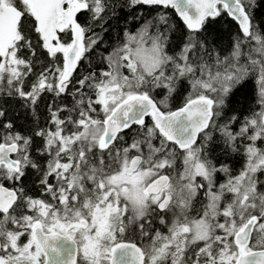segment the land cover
Masks as SVG:
<instances>
[{
    "label": "snow or ice",
    "instance_id": "6c2138e0",
    "mask_svg": "<svg viewBox=\"0 0 264 264\" xmlns=\"http://www.w3.org/2000/svg\"><path fill=\"white\" fill-rule=\"evenodd\" d=\"M258 3L264 0H123L121 8L160 10L152 19L134 17L142 23L125 29L106 55L97 53V69L90 54L104 44L116 3L0 0V94L18 97L35 125L24 134L0 122V264H264ZM167 9L187 30L175 54L172 36L181 29ZM225 15L241 35L221 55L203 33ZM82 61L90 70L77 76ZM249 76L256 77L259 111L242 123L236 116L218 123ZM182 79L192 93L173 110ZM159 88L166 95L157 101ZM45 94L52 102L40 126ZM129 130L135 134L126 139ZM214 131L226 151L243 152L237 174L210 159ZM28 169L50 199L28 194ZM219 172L227 180L217 186Z\"/></svg>",
    "mask_w": 264,
    "mask_h": 264
},
{
    "label": "trees",
    "instance_id": "16d2710c",
    "mask_svg": "<svg viewBox=\"0 0 264 264\" xmlns=\"http://www.w3.org/2000/svg\"><path fill=\"white\" fill-rule=\"evenodd\" d=\"M110 3H116V13L114 17H108L106 15L107 23L105 24V31L101 33L105 37V42L100 46L99 49L95 50L90 55L93 58V66L99 69L103 65L97 62V53L103 51L106 55L110 51L109 45H115L123 36L125 29L134 31L141 23L142 19H135L134 17H142L147 19H152L156 16L157 11L160 9L149 8L147 6H138L136 9H129L127 7L121 8L120 5L123 4V0H109ZM170 13L172 22L179 26L181 31H177L172 36V45L169 49L170 54H175L178 52L179 45L181 43L182 32L186 33V29L183 27L177 14L174 13L172 9H167ZM87 13H82L79 16V20L83 22ZM253 15L255 16V24L258 28H264V4L258 3L257 8L254 10ZM100 32V28L95 29ZM204 37L208 41L209 48L214 52H218L221 55H227L231 50L233 43L241 35L238 24L233 21L227 15L217 18L215 21H211L205 32ZM34 38V34H33ZM247 43V41H245ZM247 51V49H245ZM44 60L48 58L46 56L41 57ZM90 70L87 61H82L80 68L77 70V76ZM31 79V78H30ZM192 93L190 83L186 79L177 81V91L173 94L169 101V107L171 109H177L183 105L186 98ZM157 101L164 98L166 95V90L163 88L156 89L153 93ZM65 102L71 103L70 97H65ZM258 100V84L256 82V77L249 76L246 78L244 85L235 91V94L230 97V104L225 109V114L222 116L218 123L223 124L227 122L232 116H236L237 120L242 123L245 116L251 115L253 112L259 111ZM52 102L51 94H45L38 106V113L40 116V126L46 124V117L48 113V105ZM0 109L4 110L6 113L5 117L0 118V122L12 121L15 130L20 131L24 134H29L32 132L35 125L33 124V118L30 110L23 105V102L17 97L12 98L6 95L0 94ZM146 123L151 124V118H146ZM137 126H134V129ZM231 127L234 130L239 129V123L233 122ZM135 134L134 130H129L125 133L126 139H130ZM213 135L215 137V143L211 145L210 159L217 167L221 165H226L232 172V174H237L245 163V157L242 151L232 152L226 151L225 146L220 139V133L214 131ZM40 144L39 138L36 140V145ZM243 147V142L240 144ZM179 152V150H178ZM32 154L35 156V145L33 147ZM180 163V161H179ZM264 179V177H261ZM227 180V176L223 172H219L216 177L217 186L220 183H224ZM6 186H11L9 182H5ZM25 187L28 190V194L33 196L36 188L40 187L38 176L34 170L28 169L24 180ZM166 231V229H165Z\"/></svg>",
    "mask_w": 264,
    "mask_h": 264
},
{
    "label": "flooded vegetation",
    "instance_id": "af4514ba",
    "mask_svg": "<svg viewBox=\"0 0 264 264\" xmlns=\"http://www.w3.org/2000/svg\"><path fill=\"white\" fill-rule=\"evenodd\" d=\"M33 197H38V198H42V199H50V197L44 196L41 193V186L38 188H36L35 192L33 193ZM159 226V225H157ZM162 228V226H159Z\"/></svg>",
    "mask_w": 264,
    "mask_h": 264
},
{
    "label": "rangeland",
    "instance_id": "374dc122",
    "mask_svg": "<svg viewBox=\"0 0 264 264\" xmlns=\"http://www.w3.org/2000/svg\"><path fill=\"white\" fill-rule=\"evenodd\" d=\"M181 155H182V153H181ZM178 164H179V161H178Z\"/></svg>",
    "mask_w": 264,
    "mask_h": 264
},
{
    "label": "water",
    "instance_id": "95a60500",
    "mask_svg": "<svg viewBox=\"0 0 264 264\" xmlns=\"http://www.w3.org/2000/svg\"><path fill=\"white\" fill-rule=\"evenodd\" d=\"M178 16V15H177ZM237 23V22H236ZM183 106V105H182ZM181 107V106H180Z\"/></svg>",
    "mask_w": 264,
    "mask_h": 264
}]
</instances>
